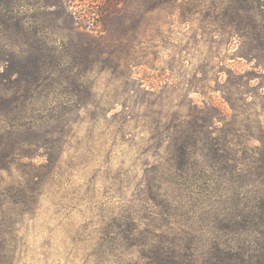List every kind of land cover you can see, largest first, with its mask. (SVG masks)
Segmentation results:
<instances>
[{"label": "trees", "instance_id": "trees-1", "mask_svg": "<svg viewBox=\"0 0 264 264\" xmlns=\"http://www.w3.org/2000/svg\"><path fill=\"white\" fill-rule=\"evenodd\" d=\"M167 1L169 13L178 6L185 14L183 3ZM188 2L187 12H205L221 40L180 83L184 99L170 115L160 96L170 66L159 79L154 67L134 71L148 55L130 52L133 44L110 30L60 54L19 17V0H0L5 264H264V125L253 110L264 88L250 90L262 66L224 78L228 56L220 52L228 36L229 46L259 51L240 49L243 58L264 57V0ZM78 114L89 126L83 138ZM125 146L135 152L128 164L117 157Z\"/></svg>", "mask_w": 264, "mask_h": 264}, {"label": "rangeland", "instance_id": "rangeland-1", "mask_svg": "<svg viewBox=\"0 0 264 264\" xmlns=\"http://www.w3.org/2000/svg\"><path fill=\"white\" fill-rule=\"evenodd\" d=\"M183 3L181 6L185 8L180 10L177 7L172 8V13H169L167 0H19V17L24 20L26 25L32 29L40 31V36H47L49 40L55 42L54 46L58 53L68 54L72 52L73 43L85 35L91 37L105 36L110 30L114 34V38L123 37L125 40L133 44L130 52L136 51L140 56L147 54L149 62L144 61V65L136 68L134 71H142L143 69L155 70V76L164 78L161 68L163 65L170 66L172 70L168 71L170 75L169 84L164 88L161 100L164 102L163 109L165 113L170 114L177 111L180 102L184 99L183 92L180 90V83L186 84L193 77L197 66H200L203 60L210 56L213 52H217L216 40H221V37L215 38L209 26V21L204 18V13L196 11L191 14L187 12L191 5L188 0H178ZM171 4H174L173 2ZM107 16V17H106ZM73 22L83 23L79 28L72 30ZM225 37L224 42L220 46L221 56L227 54L228 59L226 65L217 69V72H222L221 76L227 77L226 70H237L244 72L252 70L257 63H260L261 68H257L261 77L255 76L251 79L250 90L253 85L259 82L264 88V57L260 59L243 58L238 53L241 50L244 52H259L254 49L253 45L247 43L240 45L235 40L230 46ZM3 42L0 41V90L2 89V75L5 67L3 60L4 53ZM251 58V59H250ZM259 60V61H258ZM221 65V63H220ZM137 76H139L137 74ZM198 81V86H199ZM260 84V85H261ZM179 85V86H178ZM253 92V91H252ZM249 92V100H253V93ZM218 101H221L220 91H211ZM190 97L200 99V93L193 89L190 92ZM153 96L151 100H155ZM258 106H254L253 110H257L260 115V120L264 125V100L258 98ZM79 121L83 120L80 126H77L79 138H83L87 131L86 116L78 114ZM89 127V126H88ZM124 150H121V149ZM118 148V159L132 161L135 158L134 149L128 146ZM68 152L64 153L63 161L68 158ZM116 157V158H117ZM116 159L114 161L115 169L119 166ZM41 162V161H40ZM17 176V172H13ZM10 174L7 171L0 170V184L8 182ZM103 179L99 176L98 185L104 186ZM77 221H81V216H76ZM63 234L57 235L55 246L59 251L63 245ZM33 244H37L36 240H32ZM5 250L0 245V264H5ZM27 264H35L31 258H27ZM37 263L39 261L37 260ZM24 264V261L19 262Z\"/></svg>", "mask_w": 264, "mask_h": 264}]
</instances>
